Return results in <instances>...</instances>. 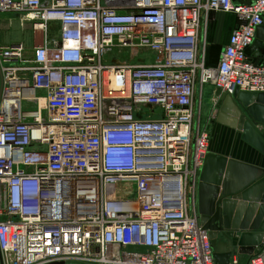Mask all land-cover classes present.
<instances>
[{"label":"built area","instance_id":"built-area-1","mask_svg":"<svg viewBox=\"0 0 264 264\" xmlns=\"http://www.w3.org/2000/svg\"><path fill=\"white\" fill-rule=\"evenodd\" d=\"M203 11L239 19L214 66L197 58ZM7 12L44 38L28 60L23 42L0 46L1 264H216L194 200L210 141L196 78L213 103L264 91L246 52L264 0H0Z\"/></svg>","mask_w":264,"mask_h":264},{"label":"water","instance_id":"water-1","mask_svg":"<svg viewBox=\"0 0 264 264\" xmlns=\"http://www.w3.org/2000/svg\"><path fill=\"white\" fill-rule=\"evenodd\" d=\"M262 43L264 24L258 26L247 54ZM214 104L218 109L217 121L242 130L244 139L264 153V91L237 89L233 94L220 95ZM199 178V219L209 231L216 264H230L232 238L239 231V252H259L264 246V166L208 152ZM46 264L88 263L69 260Z\"/></svg>","mask_w":264,"mask_h":264},{"label":"crops","instance_id":"crops-1","mask_svg":"<svg viewBox=\"0 0 264 264\" xmlns=\"http://www.w3.org/2000/svg\"><path fill=\"white\" fill-rule=\"evenodd\" d=\"M238 23H239V19L233 13H225L222 11H210V12L203 11L200 31H199V38L197 43L198 61L199 62L203 61L206 66L216 65L218 63L221 51L227 45L230 34L232 33V30L237 26ZM51 24H54V22ZM33 31H34V42L26 46V50H27L26 53H28L30 56L34 54L35 47L43 43V38H44L43 32H41L39 39L38 38L36 39L35 38L36 31L35 30ZM248 55L254 61H262V59L264 58V43H262L257 49H255L251 54ZM208 86H210L211 89L213 90V85L211 83H207L205 87ZM204 92L205 89H202V97L205 94ZM194 103H195V97H194ZM198 107H199L198 105L197 107H195L196 119L199 109ZM258 128H262V127L258 126ZM209 152H213L217 155H226L258 166H264V153L260 152L246 139H244L243 131L219 121L214 122L211 127ZM200 174H201V170H200ZM199 182H200V178L198 179V185ZM256 232H260V230ZM239 234L240 231L236 232L234 237L232 238L234 244V250L231 258L237 257L240 264H246L249 261V259L254 255V253L248 254L245 252L243 253L239 252L238 250L239 249L238 242L240 238Z\"/></svg>","mask_w":264,"mask_h":264},{"label":"rangeland","instance_id":"rangeland-1","mask_svg":"<svg viewBox=\"0 0 264 264\" xmlns=\"http://www.w3.org/2000/svg\"><path fill=\"white\" fill-rule=\"evenodd\" d=\"M127 1L130 2L131 0H127ZM41 32H42L41 30H36V34H35L36 39L37 38L39 39ZM58 34H59L58 23L54 22V24H50L49 36H51L52 38H56ZM19 42H23L25 46L34 42V31L32 29V25L28 22L21 21L20 15L15 12L2 13L0 15V46L9 45L12 43H19ZM26 52L27 50L25 51V59L28 60L30 59L31 56ZM152 56L153 53H142L136 59V61H139L140 59H146L150 61L152 59ZM110 58L127 59L129 58V55L128 52H125L124 54H120L117 52V49H115L112 53L106 56V59H110ZM205 84L207 85V83L202 84V82L200 81V72H198L196 78L194 108L197 107L198 105L199 109H198L197 119L194 128L196 129V127H199L200 129L206 130L207 132H209L211 137V127L214 122H217L218 109L216 107V104L213 103V93H212L213 90L211 89L210 86L205 87L206 86ZM202 89H205L204 92L205 94L203 97H202ZM38 93L44 94L45 92L39 91ZM24 106L26 108L29 106V104L25 102ZM30 108H36V104L32 103ZM209 151H210V141H209ZM192 199L193 198L189 197L190 204H192L193 202ZM194 200L196 202V209L198 212V184L196 186V189L194 190ZM4 206H5V198H4V194L1 193L0 208Z\"/></svg>","mask_w":264,"mask_h":264},{"label":"bare ground","instance_id":"bare-ground-1","mask_svg":"<svg viewBox=\"0 0 264 264\" xmlns=\"http://www.w3.org/2000/svg\"><path fill=\"white\" fill-rule=\"evenodd\" d=\"M27 16H28V17H30V16H31V14H28Z\"/></svg>","mask_w":264,"mask_h":264}]
</instances>
